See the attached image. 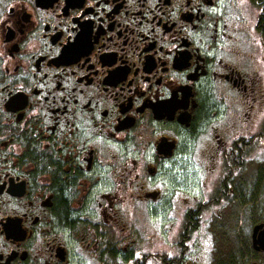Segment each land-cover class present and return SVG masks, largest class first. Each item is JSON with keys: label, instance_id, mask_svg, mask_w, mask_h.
<instances>
[{"label": "flooded vegetation", "instance_id": "obj_1", "mask_svg": "<svg viewBox=\"0 0 264 264\" xmlns=\"http://www.w3.org/2000/svg\"><path fill=\"white\" fill-rule=\"evenodd\" d=\"M261 17L264 0H0V264H136L159 210L164 264H205L264 145ZM254 206L240 264H264Z\"/></svg>", "mask_w": 264, "mask_h": 264}, {"label": "rangeland", "instance_id": "obj_2", "mask_svg": "<svg viewBox=\"0 0 264 264\" xmlns=\"http://www.w3.org/2000/svg\"><path fill=\"white\" fill-rule=\"evenodd\" d=\"M249 40V36L247 35ZM251 41L256 45V52L258 64L260 67L259 77L262 83V100L259 108L264 112V49L263 42L260 41V35L256 34L254 30L250 35ZM258 38V41H257ZM247 42V40L245 41ZM249 51H251L250 41L248 42ZM248 64H246V67ZM247 69V68H246ZM248 159L245 163L241 173V180L244 181V198L245 203L242 206H237L235 202L225 210L223 220L212 219L210 225H214L215 230L225 233L224 237L216 238L214 240V250L212 257L204 261L205 264H240L242 251L245 246L246 238L250 232L249 221L252 220L255 212V203H264V145L259 142L248 152ZM183 198H187L186 195H181ZM168 198V196H167ZM256 199V200H255ZM237 203V202H236ZM153 212V210H150ZM160 215L148 218L146 221L149 227L154 229L158 234L157 239L144 240L139 242L140 252L143 256H148L146 264H164L158 255L164 254L168 258H172L176 255L175 242L167 237V227L171 222V213L167 210H159ZM181 219L178 220L176 225L178 226ZM218 225H215L217 224ZM223 224V226H219ZM216 234V233H214ZM201 241L200 237L195 236L191 241L189 251L190 259L197 258V255L193 257L198 243ZM171 253V255H169ZM202 262V260H200Z\"/></svg>", "mask_w": 264, "mask_h": 264}, {"label": "trees", "instance_id": "obj_3", "mask_svg": "<svg viewBox=\"0 0 264 264\" xmlns=\"http://www.w3.org/2000/svg\"><path fill=\"white\" fill-rule=\"evenodd\" d=\"M264 20V17H261L259 19V22L261 23L262 21ZM263 37H264V30H257ZM264 45V44H263ZM159 258L162 260V263H165V262H170V261H173V257L172 258H168L166 255L164 254H161V255H158ZM147 259H148V256H143L140 260V262H137L136 264H146L147 262Z\"/></svg>", "mask_w": 264, "mask_h": 264}, {"label": "snow or ice", "instance_id": "obj_4", "mask_svg": "<svg viewBox=\"0 0 264 264\" xmlns=\"http://www.w3.org/2000/svg\"><path fill=\"white\" fill-rule=\"evenodd\" d=\"M212 11H215V9H211ZM137 255H139V254H137ZM169 255H171V253H169Z\"/></svg>", "mask_w": 264, "mask_h": 264}]
</instances>
